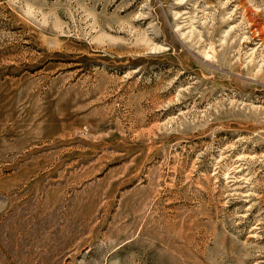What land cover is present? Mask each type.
<instances>
[{"label":"rangeland","instance_id":"374dc122","mask_svg":"<svg viewBox=\"0 0 264 264\" xmlns=\"http://www.w3.org/2000/svg\"><path fill=\"white\" fill-rule=\"evenodd\" d=\"M0 264H264V0H0Z\"/></svg>","mask_w":264,"mask_h":264}]
</instances>
